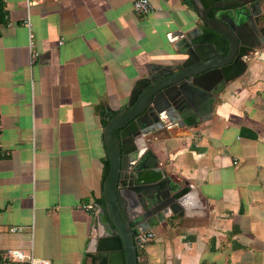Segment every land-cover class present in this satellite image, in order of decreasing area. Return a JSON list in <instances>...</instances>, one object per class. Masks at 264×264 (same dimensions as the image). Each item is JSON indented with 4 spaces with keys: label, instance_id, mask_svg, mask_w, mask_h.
<instances>
[{
    "label": "crops",
    "instance_id": "obj_1",
    "mask_svg": "<svg viewBox=\"0 0 264 264\" xmlns=\"http://www.w3.org/2000/svg\"><path fill=\"white\" fill-rule=\"evenodd\" d=\"M133 1L42 0L30 15V63L25 0H3L0 253L85 259L94 212L78 205L102 198V111L125 107L137 79L176 53L179 31L200 24L183 0H150L147 14ZM255 56L208 119L158 131L153 159L191 201L145 232L155 235L138 246L147 264H264V53Z\"/></svg>",
    "mask_w": 264,
    "mask_h": 264
},
{
    "label": "water",
    "instance_id": "obj_2",
    "mask_svg": "<svg viewBox=\"0 0 264 264\" xmlns=\"http://www.w3.org/2000/svg\"><path fill=\"white\" fill-rule=\"evenodd\" d=\"M183 1L195 7L200 24L179 31L176 53L137 79L125 107H106L103 204L93 214L82 264H147L138 248L145 232L182 215L191 201L190 187L166 175L164 161L153 159L158 131L189 129L208 119L225 85L245 69V60L263 58L264 0H215L209 6Z\"/></svg>",
    "mask_w": 264,
    "mask_h": 264
},
{
    "label": "built area",
    "instance_id": "obj_3",
    "mask_svg": "<svg viewBox=\"0 0 264 264\" xmlns=\"http://www.w3.org/2000/svg\"><path fill=\"white\" fill-rule=\"evenodd\" d=\"M42 0H25V10L26 15L23 19L22 23L26 26L28 30V38H29V50H30V63H33L37 56L38 52L33 49V40H32V28H31V20L30 15L33 7L40 3ZM156 7L151 3L150 0H134L133 1V10L137 14H147L154 11ZM100 205L97 201L92 202H81L78 207L90 212H95ZM10 231L17 232L21 230V227H10ZM153 232H149L145 235V238L148 239L154 237ZM1 261L0 262H11L15 264H51V261L45 258H39L34 256L32 252H25L21 249L9 248L0 253Z\"/></svg>",
    "mask_w": 264,
    "mask_h": 264
},
{
    "label": "trees",
    "instance_id": "obj_4",
    "mask_svg": "<svg viewBox=\"0 0 264 264\" xmlns=\"http://www.w3.org/2000/svg\"><path fill=\"white\" fill-rule=\"evenodd\" d=\"M215 0H202L204 6H209L210 4H212ZM5 8H4V2L3 0H0V24H2L4 22V17H5ZM103 115L105 116L102 120L103 125H105V123L107 122V117L110 115L108 113H105L104 111H102ZM0 157H1V150H0ZM108 171V159L105 160V169H104V177L106 176ZM97 203L99 205L103 204V200L102 198H99L97 200ZM0 261H1V257H0Z\"/></svg>",
    "mask_w": 264,
    "mask_h": 264
}]
</instances>
